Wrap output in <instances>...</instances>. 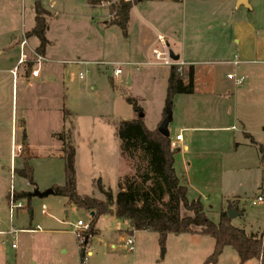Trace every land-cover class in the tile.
Listing matches in <instances>:
<instances>
[{
  "label": "rangeland",
  "instance_id": "374dc122",
  "mask_svg": "<svg viewBox=\"0 0 264 264\" xmlns=\"http://www.w3.org/2000/svg\"><path fill=\"white\" fill-rule=\"evenodd\" d=\"M34 1L0 0V264H207L215 247L212 237L170 234L162 246L158 234L131 233L130 225L112 214L99 218L98 235L82 247L76 226L79 221L90 224L91 213L64 197L32 196L36 189L45 192L66 184L62 144L54 135L66 134L68 129L76 149L77 190L81 196L108 203L126 178L141 182L147 171L144 155L137 153L133 160L122 157L115 123L143 114L147 128L159 130L168 109L170 73L166 66L115 65L150 62L153 57L151 53L148 59L133 55V42L129 43L119 27L109 25L111 9L91 8L82 0H52L60 13L55 17L49 0H42L48 12L47 64L56 68H44L38 79L26 78L37 59L33 51L38 53V41L26 36L35 26ZM137 3H132L133 7ZM173 4L172 12L178 14L175 28L180 30L181 40L169 38L172 50L180 53L185 48L184 30L191 44L202 40L204 47L218 42L229 46L227 53H209L202 58L208 63L198 67L196 95H177L172 101L170 139L175 141L178 134L184 138L176 149L175 170L189 188L188 199H200L214 223H219L222 211L237 210L238 216L232 220L234 227L264 236V202H257L259 196L264 197V159L260 151L264 149V64L260 63L264 57V0H250L252 10L241 11H237L234 0H185L184 5ZM223 20L232 24L222 37L213 22ZM236 21L242 24L241 43L248 39L255 44L253 57L247 60L256 63L242 65L239 71L232 65L219 64L224 58L242 56L236 43ZM251 23L257 29L249 35L247 24ZM23 41H27L25 48ZM23 55L27 63L20 65ZM73 61L89 64L76 65ZM58 67L65 82L63 99L51 97L50 85L49 98L40 101L42 89L36 88L35 82L40 84L47 77L57 80ZM116 68L122 74L115 75ZM213 70L219 73L211 79L207 73ZM230 70L246 77L244 86H235L227 78ZM80 73L84 74L82 80ZM223 85L235 95L219 96ZM128 98L137 100L138 111L127 102ZM63 108L69 110L72 124L64 123ZM26 133L29 151L25 148L22 156L12 160V149L18 151V146L25 145ZM26 166L32 168L35 185L15 173ZM100 179L105 185L103 193L96 187ZM11 189L16 195L27 194L19 199L21 207L14 210L12 218ZM106 193H112V197H106ZM182 214L193 215L185 209ZM122 239L134 240L133 252L126 250ZM218 264H240V258L228 247ZM245 264L260 262L251 260Z\"/></svg>",
  "mask_w": 264,
  "mask_h": 264
},
{
  "label": "trees",
  "instance_id": "16d2710c",
  "mask_svg": "<svg viewBox=\"0 0 264 264\" xmlns=\"http://www.w3.org/2000/svg\"><path fill=\"white\" fill-rule=\"evenodd\" d=\"M98 3L99 0H90ZM132 3L121 2L114 18L109 22L111 26L119 27L128 35L129 12ZM35 26L27 33V38L38 41L37 52L46 55L50 42L47 38L49 25L46 20L48 12L43 8L42 0H35ZM115 12V9H111ZM196 91V71L194 66H172L168 77L166 105L172 106V101L177 95H193ZM127 102L138 111V102L128 98ZM167 110V108H166ZM165 110L164 118L167 111ZM64 123L72 124L68 120L69 110L63 109ZM116 137L121 143L123 158L133 160L137 153H142L147 163V171L142 176V181L126 178L119 184V191L115 198H110L108 203L90 196H81L77 190L76 149L73 146L70 129L68 133L57 135L63 145V159L65 161L66 184L54 186V195L67 198L69 203L80 209L94 213L91 218L90 230L86 233L87 241L80 246L84 247L90 239L98 235L96 228L101 216L112 214L130 225L131 233L150 232L159 235L162 246L170 234H197L210 236L215 240L213 254L207 259V264H218L225 248H233L239 258L240 264L251 260H258L264 264V236L248 234L245 230L232 225V220L226 211H222L218 224L214 223L206 214L205 206L201 200L188 199L189 188L182 182L175 170L176 149L171 147L170 137L162 136L158 130L147 128L144 119L137 117L133 120H124L115 123ZM250 137V136H247ZM251 138V137H250ZM26 142V134L23 138ZM264 159V149L260 148ZM16 174L28 179L34 184L32 168L18 169ZM149 184V186H147ZM98 190L103 193L105 186L100 179L97 182ZM27 194L16 195L21 199ZM113 208H111V204ZM233 208V207H231ZM182 209L193 213L192 216L182 214ZM83 260L84 251L81 249Z\"/></svg>",
  "mask_w": 264,
  "mask_h": 264
},
{
  "label": "crops",
  "instance_id": "0c3cea01",
  "mask_svg": "<svg viewBox=\"0 0 264 264\" xmlns=\"http://www.w3.org/2000/svg\"><path fill=\"white\" fill-rule=\"evenodd\" d=\"M173 3L174 2H171V1L145 0V1L138 2L137 5H135L131 9V11L129 12L128 35L126 36V38L129 41V43L133 42V46H134L133 55L139 56V57L144 58V59H148V55H149V53H151L152 48L156 42V38L158 35H162L166 38L170 50H172L171 43L169 41V38L171 36H173L176 39V41L178 40V42H179V40H181V37H180L181 32L178 28H175L176 21L178 19V14L172 12V11H175V7L173 6L174 5ZM181 3H182V5H184L185 0H182ZM234 6H236L237 11H241L242 9H247L246 7H240L239 6V0H234ZM250 10H252V8ZM183 22L185 23L184 19H183ZM198 22L200 23V21H198ZM198 22L194 20V23L198 24ZM230 24H232V23L229 21L227 22L226 20H223L222 22H219V21L217 23L213 22V27H216V30L219 32V36L223 37V36H225ZM241 25L242 24H240V21L235 22L236 32L238 33L237 34L238 37L236 38V43L239 45L238 51L242 55L241 58L240 57L239 58L243 61L250 62L249 60H247V58L249 59V58L253 57V54L255 52V44L251 43L250 42L251 40H248V39L244 40L241 43L242 37L240 35L241 30L239 28ZM247 27L250 30L247 32L249 35L254 34V32L257 29L256 24H254V23L253 24L251 23V25L247 24ZM106 28L108 29L111 27L109 26ZM183 30H184V28H183ZM184 31L182 32V40H183L182 42L185 43V39H186V46H184L185 48H182L180 53H178L174 50H172V51L176 55L180 56V61H179L180 65H182V66H194L195 67L196 82H197V76H198V72H199L198 67L202 66L205 63H208V62H202L201 61L202 58L205 57L206 55H208L209 53H211L213 55L216 52H219L222 54L227 53V52H229V46L224 44V43L218 42L217 44H211L210 46L204 47L203 44L201 43L202 40H200V42L192 41L194 44H191V43H189V40L186 38ZM218 32H217V34H218ZM187 41H188L189 45H187ZM184 43H183V45H184ZM188 46H190V48H188ZM44 57L47 58V55H45ZM182 57H183V59H182ZM235 57H237V56H235ZM233 60L234 59H232V58H228V59L224 58L222 61H219V64L230 65L228 63L233 61ZM62 62H64V61H62ZM73 62H75V61H73ZM81 65H83V64H81ZM32 67H31V69H32ZM58 68H59V73H58L59 78H57V80L51 81L49 79V77H47V79L42 81L40 84L35 82L36 88L40 86L42 89V91H41L42 94L39 95L41 98L40 101H43L42 100L43 98L44 99L46 98V100L49 98L50 93L47 91V88L49 89L50 85L52 86L51 87L52 91H55V92L51 91V97H55V98L58 97V98L63 99V97H64V95H63V92H64L63 83H65V82H64V80H62L63 74L61 72V67H58ZM30 70H28V74L26 75L27 76L26 78L30 77ZM13 71H11V72H13ZM218 73H219L218 70H213V72H210V73L208 72L207 76L209 75V78L211 77V79H213L216 76H218ZM230 73H232L231 70L227 71L226 76ZM204 80L206 81L208 79L203 78V81ZM31 81H32V79H31ZM43 87H45L44 93H43ZM197 92L198 91L196 90L193 95H188V96H194L197 94ZM206 92L210 93L211 91L208 90ZM218 92H219L218 93L219 96H224L225 98L227 96H231V95L234 96L235 95L228 87H225L224 85H223V89H219ZM214 93H216V92H214ZM39 96H38V99H39ZM185 96H187V95H185ZM59 134L60 133H57L54 136L56 137ZM245 134H246V136H251L248 133H245ZM178 135H180V134H178ZM56 139L58 140L57 137H56ZM27 140H28V137H27V133H26V142L24 145V148H26V152L29 151ZM183 141H184V138H183ZM182 142H180V143H182ZM184 149L186 151H188L189 147L185 146ZM62 151H63V145H62ZM15 152H16V154L18 153V151H16V150H15ZM15 158L13 156V149H12V160ZM91 218H92V216H91ZM128 231H131V228H129ZM263 233H264V231H263ZM123 240H125V239H122V241ZM111 248L115 249L116 245L112 244ZM89 255H91V253H89Z\"/></svg>",
  "mask_w": 264,
  "mask_h": 264
},
{
  "label": "built area",
  "instance_id": "2783aa9c",
  "mask_svg": "<svg viewBox=\"0 0 264 264\" xmlns=\"http://www.w3.org/2000/svg\"><path fill=\"white\" fill-rule=\"evenodd\" d=\"M83 2H85V4L88 7L91 8H107V9H115V12H113V14H111L110 16L112 17V19L114 18L116 11H117V7L121 2L124 3H135V2H140V1H145V0H99L98 3H91L90 0H82ZM156 1V0H155ZM159 1H171V2H181L182 0H159ZM55 6L56 4L52 1L49 0V9L50 11L53 13V15L55 17H58L60 15V13L58 11L55 10ZM27 44V41H23L22 43V47L25 48V45ZM156 46L152 48V52L151 55L153 57V61H148V62H126V63H116L115 65H129V66H166V67H172V66H182L179 64V62H175L171 56H170V48L168 45V42L166 40V38L162 35H158L156 38V42H155ZM33 54L37 57V59L34 61L33 67L30 70V77L31 78H35L38 79L40 78V74L42 72V70L44 68H48L49 70L51 69H55V66H48V59L45 58L44 56L39 55L38 53H34ZM20 65L26 64L27 61L24 60V55L22 56L21 60H20ZM73 64L79 65V64H85L88 65V62L85 61H75V62H71ZM97 63V65H114V63H105V62H95ZM255 64V61H251V62H246L241 60L239 57H236L233 61L229 62L228 64L234 66L236 68L237 71H239L241 69L242 65L245 64ZM262 64H264V57L262 62H260ZM14 76H17V72L13 71L12 72ZM122 74V70L120 68H116L115 69V75H120ZM29 77V78H30ZM19 78V77H18ZM79 78L82 80L84 78V74L80 73ZM227 78L231 81L234 82L235 86H244L245 82H246V77L244 75H242L241 73L235 72V73H230L227 75ZM183 141V136L182 134L177 135L176 136V140L173 141L171 140V147L172 149H179V143ZM18 153L16 154L15 149L13 150V156L14 158L22 156V152L25 151L24 146H18ZM19 199H16V193L13 191V189H11L10 191V196H9V206H10V216L12 218L14 210L18 209L21 207V203H18ZM257 202H264V197L263 196H259L257 199ZM257 203L255 202L254 205H256ZM77 229L79 230L78 233V239L80 244H84L87 241V235L86 233L90 230V224L85 225L82 221H79L77 224ZM123 242H125V248L126 250L133 252L134 251V240L133 239H128V240H123ZM88 244H86L85 246H87ZM16 246L13 245V248H15Z\"/></svg>",
  "mask_w": 264,
  "mask_h": 264
},
{
  "label": "water",
  "instance_id": "95a60500",
  "mask_svg": "<svg viewBox=\"0 0 264 264\" xmlns=\"http://www.w3.org/2000/svg\"><path fill=\"white\" fill-rule=\"evenodd\" d=\"M239 6L240 7H246L247 9L250 10L251 9L250 0H239ZM170 56L175 62L180 61V56L176 55L172 50H170ZM129 84H130V80H129ZM140 118H143V114L140 115ZM171 122H172V109L170 107H168L166 117L164 118L163 122L159 126V130H158L159 133L166 138L170 137V132L168 130V126ZM50 195H54L53 189H49L45 192H40L38 189H36L32 194V196L39 197V198H45V197H48ZM105 196L108 198L112 197V193H106ZM110 204H111V206H113L112 203H110ZM227 214L231 220L235 219L238 216L237 210H230V211H228ZM91 216L92 217L94 216L93 212H92Z\"/></svg>",
  "mask_w": 264,
  "mask_h": 264
}]
</instances>
